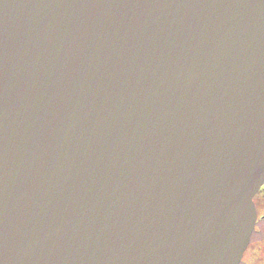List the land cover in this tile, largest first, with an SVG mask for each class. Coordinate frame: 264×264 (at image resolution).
Instances as JSON below:
<instances>
[{"label": "water", "instance_id": "water-1", "mask_svg": "<svg viewBox=\"0 0 264 264\" xmlns=\"http://www.w3.org/2000/svg\"><path fill=\"white\" fill-rule=\"evenodd\" d=\"M264 178V0H0V264H237Z\"/></svg>", "mask_w": 264, "mask_h": 264}, {"label": "flooded vegetation", "instance_id": "flooded-vegetation-1", "mask_svg": "<svg viewBox=\"0 0 264 264\" xmlns=\"http://www.w3.org/2000/svg\"><path fill=\"white\" fill-rule=\"evenodd\" d=\"M255 218L237 264H264V178L252 197Z\"/></svg>", "mask_w": 264, "mask_h": 264}]
</instances>
